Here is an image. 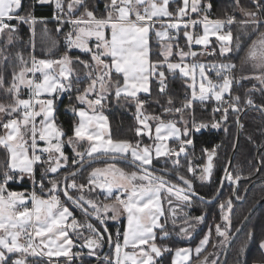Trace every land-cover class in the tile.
<instances>
[{
  "label": "snow or ice",
  "instance_id": "1",
  "mask_svg": "<svg viewBox=\"0 0 264 264\" xmlns=\"http://www.w3.org/2000/svg\"><path fill=\"white\" fill-rule=\"evenodd\" d=\"M38 6L50 8L51 16H37ZM214 8V0H0V264H84L86 258L97 264H163L165 254L173 253L171 264H221L220 256L233 248L234 264H249L248 241L255 233L249 230L236 245L250 215L235 220V201L250 190L241 189V181L264 175V124L247 137L261 141L247 175L233 163L239 134L233 136L232 155L223 162L211 200L200 196L195 182L211 184L224 145L202 147L196 165L188 150L202 129L228 132L230 123L242 129L250 110L264 119V0H229L212 18ZM53 21L64 36L63 52L47 28ZM38 25L46 58L36 55ZM74 49L81 55H70ZM204 56L219 59L202 63ZM177 73L184 80L183 98L168 83L169 74ZM241 81L251 85L242 95L235 93ZM69 93H75L67 105L75 119L65 130L56 114ZM112 100L134 106V139L113 138L103 114ZM212 100L211 118L198 120L194 102ZM151 104L160 114L148 113ZM161 158L171 167L158 168ZM181 159L190 176L180 172ZM25 180L31 191L10 190ZM226 182L230 192L220 199ZM197 200L219 201L218 219L213 216L194 249L174 247L170 237H191L207 220V210L198 216L184 211ZM121 217L126 226L110 231V222L120 224ZM74 235L83 242L77 244ZM105 246L109 251L101 256ZM258 247L252 264H264V238Z\"/></svg>",
  "mask_w": 264,
  "mask_h": 264
},
{
  "label": "trees",
  "instance_id": "2",
  "mask_svg": "<svg viewBox=\"0 0 264 264\" xmlns=\"http://www.w3.org/2000/svg\"><path fill=\"white\" fill-rule=\"evenodd\" d=\"M26 4L30 2V0H25ZM229 3V0H214L215 8H214V14L215 17L218 16L221 13V9L225 8ZM36 15L37 16H45V17H50L51 16V9L48 7H37L36 8ZM43 26L38 25L37 26V33H38V39H37V47H36V55L38 58H46V49L42 46V42L39 39V32ZM47 28L50 31L51 38L57 40L58 43V48L59 52L64 51V36L63 33L57 34L55 32L56 24L55 22H50L47 25ZM22 32L21 35L24 37L25 40L28 38V26L24 25L22 26ZM69 31L66 27L64 28V32ZM255 37H253L254 39ZM183 36L181 32V39L180 43L183 42ZM44 44L49 43V41H44ZM152 47H153V53L156 52L157 50V44L155 42H152ZM59 52H56L54 54L55 56L59 55ZM243 53H241L242 55ZM70 55L72 56H78L81 55V52L73 50ZM82 58L86 59L87 57ZM155 58V56L153 57ZM210 59H219L218 57H211V56H205L204 60H210ZM76 67L77 71H80L79 66H74ZM239 75V73H237ZM87 83V81H85ZM169 86L171 93L174 95L179 96L180 98H183V92L185 91L184 88V80L181 77L179 73L175 75V78H172V76L169 74ZM243 84V88L236 86L235 87V93L237 94H243L244 88L250 87L251 85L241 81ZM155 90V87H154ZM26 98V93L24 94ZM75 93H69L65 94L64 96L61 97L62 103H58L57 105V119L59 122H61L64 125L65 130H67L70 127V124L75 117L73 114L68 111L67 105L70 102V97L74 96ZM143 98V97H142ZM253 98L259 102L260 97L259 94H254ZM74 102V101H73ZM216 107V103L214 101H209L204 105H201L199 102H194V109H195V115L198 120L203 119V120H209L212 116V110L213 108ZM105 112L108 116L109 119V125L112 131L113 138H128V139H134V135L132 132V127L135 125L136 121L134 119V112L135 108L134 106L130 105H123V104H117L115 100H112L106 107H105ZM147 111L148 113L151 114H160L161 109L155 105L151 104L147 106ZM217 120H219V116L216 117ZM242 123L244 127L241 129L240 137H239V148L235 153V159L233 163L238 167L244 170V174L247 175L248 171H250V166L249 162L254 161V157L256 155V150L257 146L260 144V139L256 140V143L253 144L249 142L247 137L249 135H252L254 132V128L257 125L264 124V119L259 117L254 110H250L248 115L244 116ZM237 129L238 126L235 124L229 125V131L225 132L223 128L219 129H202L200 132L195 133L194 139H195V148L189 149V154L192 155L194 151V156L201 157V148L206 147L211 149L213 146L217 144H223L224 147L218 150L219 154V159L216 161L217 163V169L215 170L212 178L211 184H208L205 182L203 185L201 182L197 181L195 182L196 185V191L204 196L205 198H212L215 194V189L218 187L219 183V178L221 177L222 173V165L225 159L228 156H231V142L233 136L237 135ZM0 132H2V129H0ZM70 134V133H69ZM258 136V133H256ZM146 143L148 142L147 140L145 141ZM65 152L68 153L70 152V148L68 146H65ZM71 155V154H70ZM199 161L202 160L199 159ZM102 163H97L94 164L93 166L100 165ZM159 165H162V167H171V162H168V165H165L164 160L161 159ZM156 164V165H157ZM181 168L180 172L182 174H187L186 173V164L187 161L184 159L180 160ZM160 168V167H158ZM84 176L87 175V173H83ZM190 176V174H187ZM255 184L250 188L246 199L244 202L239 203L235 201V220H240L244 215H247L248 210L251 209L258 201H260L262 198H264V175L262 176H253L252 179L249 180H243L240 183L241 189L244 188L245 185H249V183L252 180H256ZM84 182L83 178L78 180V183ZM10 189L12 190H23L25 187H27L26 184H15L12 183L9 185ZM230 192V186L228 183L225 184V187L220 195V199H224L227 197V195ZM86 193V192H85ZM243 191H241L240 195L243 196ZM95 195H93V198ZM63 199V196L61 197ZM219 201H215L214 203H201L199 200H197L196 204L191 208L188 209V212L192 216H198L202 213V211L207 210L208 216L207 220L204 223H201L197 230L193 233V236L189 239L185 237H176L173 235L172 237L169 238V242L174 241V247H185V246H192L195 247L196 245L199 244V241L203 238V236L207 233L208 227L210 224H212L213 221V216H216L218 219V205ZM73 210L75 215L77 216L78 219H80L83 222V215L81 214L80 210L78 208H75L73 206ZM95 221H93L94 223ZM125 220L122 219L120 224H117L116 222H110V231H115L117 227H122L124 226ZM180 220L178 219L177 224H180ZM169 230H171V223L169 222L168 224ZM253 230L255 233V238L248 241V248H247V259L249 261V264H252V261L257 259L260 256V250H259V240L261 238H264V202L254 211L252 216L250 217V220L242 230V232L238 235L236 239V245H239L241 241L245 239V234L249 231ZM176 231H179V228L177 227ZM84 235H88L87 231L84 232ZM74 239L77 240V244L82 243V239L77 238L75 235L73 236ZM107 246H105L104 250L101 251L100 255L103 254ZM74 251H78L79 248L73 249ZM86 251V250H85ZM208 251H212L211 246H208ZM174 254V253H173ZM173 254H165L163 264H171ZM223 255L220 256V260H222ZM228 264H234L235 260V248H233L232 252L228 255L227 257ZM97 261L93 258H86L84 261V264H95ZM61 264H64L63 261H61ZM76 264H81L80 260L76 261Z\"/></svg>",
  "mask_w": 264,
  "mask_h": 264
},
{
  "label": "water",
  "instance_id": "3",
  "mask_svg": "<svg viewBox=\"0 0 264 264\" xmlns=\"http://www.w3.org/2000/svg\"><path fill=\"white\" fill-rule=\"evenodd\" d=\"M240 133H241V128H239L238 127V129H237V134H239V137H240ZM232 155V154H231ZM257 181V179L256 180H252L250 183H249V186H250V188L255 184V182ZM227 183V182H226ZM225 183V184H226ZM224 187H225V185H224ZM224 189V188H223ZM223 191V190H222ZM249 192V191H248ZM248 192L247 193H243V196H247V194H248ZM222 193V192H221ZM221 195V194H220ZM200 196H202V195H200ZM202 197H204V196H202ZM209 200H211V198H209ZM245 200V199H244ZM244 200L243 201H237V202H239V203H242V202H244ZM216 200H212V202L211 203H214ZM264 202V198H262L260 201H258L252 208H251V212L249 213H247V215H250V217L252 216V214L254 213V211L262 204ZM210 204V203H209ZM250 220V219H249ZM248 220V221H249ZM248 221L246 222V224L248 223ZM246 224L244 225V227L246 226ZM244 227L242 228V230L244 229ZM242 232V231H241ZM240 232V233H241ZM239 233V234H240ZM238 234V235H239ZM109 251V249H108V247L105 249V251L103 252V254L101 255V256H103L104 255V253L105 252H108ZM227 257H228V255H227ZM227 257H225L224 255H223V257H222V260H221V264H223V261H224V259L226 258L227 259ZM95 264H97V262L95 263Z\"/></svg>",
  "mask_w": 264,
  "mask_h": 264
},
{
  "label": "rangeland",
  "instance_id": "4",
  "mask_svg": "<svg viewBox=\"0 0 264 264\" xmlns=\"http://www.w3.org/2000/svg\"><path fill=\"white\" fill-rule=\"evenodd\" d=\"M199 60H200V62H202V63H212L214 59L204 60V59H201V58H200ZM192 62H193V61H192ZM192 62L187 61V63H192ZM209 74L214 78V73H209ZM189 82H190V81H189ZM212 101H214V100H212ZM197 102H198V101H197ZM214 102H215V101H214ZM171 144H172V141H169V145H170V146H171ZM161 159H163V158H161ZM196 160H197V158H196V156H194V157H193V164H194V162H195ZM96 166H101V167H103V164L96 165ZM156 166H157V167H160V168H163L162 165H159V164H157ZM97 191H99V190H97ZM86 193H87V192H86ZM94 198H96V197H94ZM99 199H103V196H100ZM163 206L165 207V209L168 208V205H167L166 203H164ZM184 211H187V212H188V209L185 208ZM121 219H125V220H126V217H121ZM125 222L127 223V221H125ZM169 222H170V221H169ZM199 225H200V224H199ZM199 225H198V226H199ZM198 226H197V228H198ZM197 228H196V230H197ZM194 232H195V231H194ZM194 232H193V233H194ZM192 236H193V234H192ZM192 236H191V237H192ZM191 237H185V238L189 239V238H191ZM185 247H191V248L194 249L196 246H195V247H192V246H185ZM73 251H74V250H73ZM173 258H174V254H173ZM173 258H172V259H173Z\"/></svg>",
  "mask_w": 264,
  "mask_h": 264
},
{
  "label": "crops",
  "instance_id": "5",
  "mask_svg": "<svg viewBox=\"0 0 264 264\" xmlns=\"http://www.w3.org/2000/svg\"><path fill=\"white\" fill-rule=\"evenodd\" d=\"M66 28L69 30V27H66ZM212 39H213V41L215 40L214 37H213ZM152 42H155V43H156V40H155L154 37H153ZM156 44H157V43H156ZM74 50L80 52V50H78V49H74ZM153 50H154V49H153ZM184 50L187 51L188 49L185 47ZM192 50L199 52V51H201V46L193 45V49H192ZM204 57H205V56H204ZM204 57H200V58H201V59H204ZM200 58H199V59H200ZM176 59H178V58H176ZM185 61H186V62H187V61L192 62V58H186ZM103 114H104L105 116H107L105 110H103ZM107 118H108V116H107ZM38 119H39V118H38ZM108 122H109V119H108ZM67 154H68V153H67ZM70 154L72 155L71 149H70L69 155H70ZM100 167H101V166H100ZM23 183L27 185V184L29 183V181H28V180H25ZM18 185H21V184H18ZM9 188H10V187H9ZM24 189H28V190L30 191V189H29L28 186L25 187ZM24 189H23V190H24ZM10 190H12V189H10ZM13 191H22V190H13ZM85 195L87 196L88 193H85ZM74 214H75V213H74ZM121 220H122V219H121ZM124 220H125V219H124ZM125 221H126V220H125ZM162 222H163V219H162ZM124 226H126V222H124Z\"/></svg>",
  "mask_w": 264,
  "mask_h": 264
},
{
  "label": "built area",
  "instance_id": "6",
  "mask_svg": "<svg viewBox=\"0 0 264 264\" xmlns=\"http://www.w3.org/2000/svg\"><path fill=\"white\" fill-rule=\"evenodd\" d=\"M212 18H216V17H215V14L213 15ZM196 31L202 33V28H197ZM184 43H185V41L181 42V43H180L181 46H184ZM185 62H186V61H185ZM186 63H187V62H186ZM37 76H39V73L37 74ZM190 149H192V148H190ZM196 158H197V157H196ZM199 159H200V157L197 158V160L194 162V165H196V164H200V163H201V161H199ZM15 184H19V183H15ZM27 186L29 187V189H30V191H31V184H30V182L27 184Z\"/></svg>",
  "mask_w": 264,
  "mask_h": 264
}]
</instances>
